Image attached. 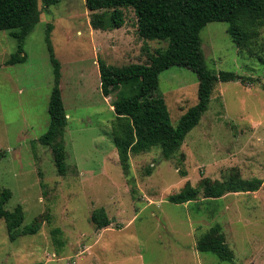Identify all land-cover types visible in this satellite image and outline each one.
<instances>
[{"label":"rangeland","instance_id":"1","mask_svg":"<svg viewBox=\"0 0 264 264\" xmlns=\"http://www.w3.org/2000/svg\"><path fill=\"white\" fill-rule=\"evenodd\" d=\"M15 4L14 27L0 31V189L13 191L6 206H23L24 225L37 219L41 228L12 241L1 218L0 264H264V60L236 45L227 22H209L201 31L208 67L258 81H220L182 147L169 159L159 147L131 153L127 175L112 137L118 95H103L99 60L149 63L167 43L141 36L133 7L93 12L85 0ZM35 11L40 20L24 41L27 60L7 64L18 47L15 23L32 21ZM49 25L69 118L63 175L51 147L40 142L54 85ZM259 39L264 50V27ZM159 78L158 101L176 126L198 102V76L175 65ZM205 178H261L263 184L205 198L199 186ZM188 185L200 188L196 200L170 201ZM96 209L105 210L109 226L94 223ZM217 223L234 251L233 263L197 248ZM55 228L61 233L53 237Z\"/></svg>","mask_w":264,"mask_h":264},{"label":"trees","instance_id":"2","mask_svg":"<svg viewBox=\"0 0 264 264\" xmlns=\"http://www.w3.org/2000/svg\"><path fill=\"white\" fill-rule=\"evenodd\" d=\"M60 0H43L45 6L57 4ZM90 11L133 7L138 17L141 36L145 40L167 43L158 48L149 63H131L118 66L99 60L101 90L104 96L117 92L116 117L112 124V137L116 144L124 172L130 173L131 153L140 154L159 147L165 158H171L183 145L188 133L199 124L208 110L216 85L220 82L240 80L242 83H256L258 79L239 76L231 71L219 72L210 69L202 48V29L211 21L228 23V31L236 45L251 55L264 60V50L258 48L261 30L264 27V0H85ZM16 0H0V31L12 29ZM35 11L32 21L24 20L20 26L15 23L12 32L18 41L17 52L7 64L25 62L26 36L40 20ZM52 25L46 33V42L54 67V85L49 102L50 123L40 142L51 147L55 164L60 174L67 171L65 130L68 113L62 97L61 63L56 57L51 39ZM184 66L196 72L199 79L198 102L190 107L175 126L171 122L168 106L158 101L156 94L160 85V74L172 66ZM264 89V85H263ZM263 184L261 178H230L212 182L203 179L199 186L204 189L205 198H219L227 192L256 191ZM199 187L188 185L184 190L170 196L176 204L196 200ZM13 196L9 187L0 189V219H4L12 241L24 234H36L41 222L36 220L24 225L25 212L22 205L8 209ZM92 220L98 228L109 226L112 220L104 209H96ZM60 228L52 230L53 237L59 236ZM58 241V240H57ZM198 250L213 252L221 260L234 262V251L226 241L220 223L212 226L198 239Z\"/></svg>","mask_w":264,"mask_h":264}]
</instances>
